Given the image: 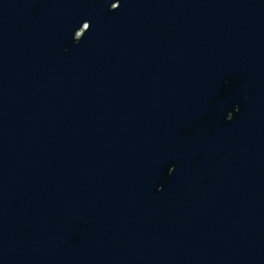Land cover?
<instances>
[{
	"label": "water",
	"instance_id": "water-1",
	"mask_svg": "<svg viewBox=\"0 0 264 264\" xmlns=\"http://www.w3.org/2000/svg\"><path fill=\"white\" fill-rule=\"evenodd\" d=\"M0 264H264V0H0Z\"/></svg>",
	"mask_w": 264,
	"mask_h": 264
}]
</instances>
